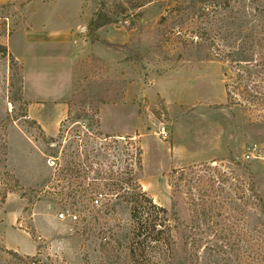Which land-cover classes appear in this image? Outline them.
Listing matches in <instances>:
<instances>
[{"label":"rangeland","instance_id":"374dc122","mask_svg":"<svg viewBox=\"0 0 264 264\" xmlns=\"http://www.w3.org/2000/svg\"><path fill=\"white\" fill-rule=\"evenodd\" d=\"M223 2L84 0L101 23L91 29L101 38H86L115 59L79 55L70 94L69 50L43 47L36 68L22 37L64 33L78 23L79 4L0 5V264L26 256L97 264L101 238L128 242L138 192L189 225L186 198L201 192L198 178L214 183L219 208L241 215L247 230L264 222V121L237 92L226 96L234 74L219 47L257 21L247 0ZM77 122L81 143L72 139ZM180 170L182 177L173 174ZM97 192L104 199L92 207ZM63 211L78 219H60ZM180 244L174 262L186 264ZM203 261L235 264L227 254Z\"/></svg>","mask_w":264,"mask_h":264},{"label":"trees","instance_id":"16d2710c","mask_svg":"<svg viewBox=\"0 0 264 264\" xmlns=\"http://www.w3.org/2000/svg\"><path fill=\"white\" fill-rule=\"evenodd\" d=\"M247 3L253 6L256 24L252 27L246 23L240 33L230 34V45L224 46L221 39L219 46L223 48L222 59L231 65L234 74L233 82L225 85V94L231 96L237 92L240 102L247 105L244 107L258 112L264 121V0H247ZM228 5L229 0H225L223 8ZM100 25L92 17L87 23V37L97 39L91 29ZM0 52L5 54V47L0 46ZM8 58L11 67L17 68L14 57L8 55ZM183 172L174 171L173 174L182 177ZM208 181L198 178L201 192L187 194L186 205L193 216L189 225H184L174 211L169 212L138 192L131 201L128 242L113 245L101 238L97 264H175L179 243L186 255V264H203L206 254L230 255L235 264H264V222L247 230L241 215L236 217L235 211L219 208L222 192H215L214 183ZM253 193L252 197L256 199L257 194ZM36 257L19 259L24 261L23 264H43ZM46 259L48 264H55L51 258Z\"/></svg>","mask_w":264,"mask_h":264},{"label":"crops","instance_id":"0c3cea01","mask_svg":"<svg viewBox=\"0 0 264 264\" xmlns=\"http://www.w3.org/2000/svg\"><path fill=\"white\" fill-rule=\"evenodd\" d=\"M5 1L9 0H0V5H3ZM68 2H77L79 4L78 10L76 12L75 18L78 20V23L67 29L64 33L58 34V32H53L51 35L45 37L44 35H40L39 32H36L34 35L33 33L30 34V37L24 36L22 37L24 41L23 47L25 49H28L29 51H32L34 53V62L35 67L37 68L39 63L42 59V48L45 46H51L53 49L57 48H63L64 50L67 49V52L69 50L70 58L69 62L66 63L67 66V73L63 74L67 78H69L70 86L69 89H65L70 94L71 89V81L73 76V70L72 67L79 58V55L86 54L88 52L95 51V55L99 56L100 58H103L105 60H114L115 59V52L111 50H104L102 48H97V42L94 44H91L90 40L86 38V26L88 21L92 18V12H88L86 8L84 7V0H67ZM32 5V4H31ZM85 21V22H84ZM84 22V24H82ZM87 22V23H86ZM94 35L101 38V35L99 32H95ZM44 37V38H43ZM44 53V52H43ZM94 53V52H93ZM61 63H58L57 65H60ZM40 76L41 74L38 73ZM58 92H54V95H56Z\"/></svg>","mask_w":264,"mask_h":264},{"label":"built area","instance_id":"2783aa9c","mask_svg":"<svg viewBox=\"0 0 264 264\" xmlns=\"http://www.w3.org/2000/svg\"><path fill=\"white\" fill-rule=\"evenodd\" d=\"M73 125H78V128L76 129L77 132H74L72 135V139L76 143H81L82 142V137H83V132L84 127L79 123H75ZM158 134L165 138L167 136V133L164 129V127H160L158 129ZM104 199V194L102 192H97L93 195V198L91 199L90 203L92 207H98L99 205L102 204V201ZM60 219H67L69 221H76L78 219L77 215L68 212V211H63L62 213L59 214Z\"/></svg>","mask_w":264,"mask_h":264}]
</instances>
